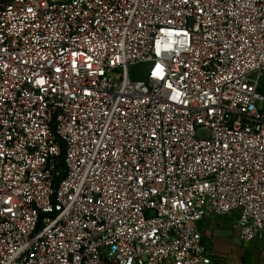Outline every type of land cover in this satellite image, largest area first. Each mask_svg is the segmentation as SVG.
Segmentation results:
<instances>
[{
    "label": "built area",
    "instance_id": "built-area-1",
    "mask_svg": "<svg viewBox=\"0 0 264 264\" xmlns=\"http://www.w3.org/2000/svg\"><path fill=\"white\" fill-rule=\"evenodd\" d=\"M263 78L264 0H0V264L264 243Z\"/></svg>",
    "mask_w": 264,
    "mask_h": 264
},
{
    "label": "crops",
    "instance_id": "crops-1",
    "mask_svg": "<svg viewBox=\"0 0 264 264\" xmlns=\"http://www.w3.org/2000/svg\"><path fill=\"white\" fill-rule=\"evenodd\" d=\"M222 218H206L198 222L201 239L207 250L209 264H247L243 261V251L238 243L243 241L235 227L236 214ZM200 223V224H199Z\"/></svg>",
    "mask_w": 264,
    "mask_h": 264
},
{
    "label": "rangeland",
    "instance_id": "rangeland-1",
    "mask_svg": "<svg viewBox=\"0 0 264 264\" xmlns=\"http://www.w3.org/2000/svg\"><path fill=\"white\" fill-rule=\"evenodd\" d=\"M144 67L145 65H134L128 68L129 75L133 79H139L144 77ZM262 84H264V78L261 80ZM222 218L225 220L226 217H215ZM227 219V218H226ZM200 224V223H199ZM200 228V225H199ZM241 246V250L243 251L242 257L243 261L247 264H264V243L259 242H247V243H238Z\"/></svg>",
    "mask_w": 264,
    "mask_h": 264
}]
</instances>
